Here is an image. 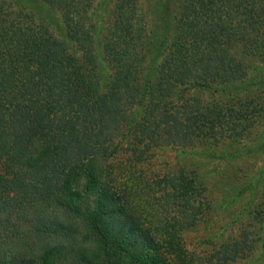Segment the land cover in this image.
I'll return each instance as SVG.
<instances>
[{"label":"trees","instance_id":"16d2710c","mask_svg":"<svg viewBox=\"0 0 264 264\" xmlns=\"http://www.w3.org/2000/svg\"><path fill=\"white\" fill-rule=\"evenodd\" d=\"M39 1L62 19L63 41L29 14L23 26L21 14L0 4V264H172L169 244L132 196L148 187H127L128 181L138 186L134 175L146 150L127 143L133 156L121 158L114 139L144 119L150 143L140 142L148 147L159 140L171 116L149 92L150 83L164 86L160 76L175 73L187 80L196 70L194 50L177 29L174 41L172 28L155 47L152 32L141 35L139 17L113 22L105 29L113 76L107 85L87 52H77L84 39L76 11L92 0ZM184 1L191 26L210 28L222 49L239 48L232 32L237 17L264 36V0ZM128 4L138 10L135 1ZM176 5L168 0L159 7L169 29ZM116 164L127 174L117 173Z\"/></svg>","mask_w":264,"mask_h":264},{"label":"rangeland","instance_id":"374dc122","mask_svg":"<svg viewBox=\"0 0 264 264\" xmlns=\"http://www.w3.org/2000/svg\"><path fill=\"white\" fill-rule=\"evenodd\" d=\"M133 1L138 10L132 11L128 0H92L76 11V17H82L84 39L78 55L87 52L100 81L108 85L113 79L105 29L131 15L141 19V35L152 32L155 47L166 31L173 28L172 41L174 29L182 33L194 50L190 59L196 70L188 81L178 80L175 73L160 76L164 86L150 83L149 92L171 116L159 140L148 147L140 142H149L144 119L131 125L130 135L114 139L121 142V158L133 156L127 143L146 150L134 175L138 186L128 181L127 187H148L132 196L169 244L172 264H264V36L257 38L260 31L255 25L237 17L232 32L239 48L232 52L212 42L210 28L191 26V9L184 0L168 14L170 29L160 21L167 15L162 19L159 13L168 0ZM0 4L21 14L23 26L29 14L36 23L47 24L57 41L67 36L62 19L46 3L0 0ZM168 94L170 100H163ZM127 124L116 134H123ZM123 169L115 165L117 173L126 175Z\"/></svg>","mask_w":264,"mask_h":264}]
</instances>
